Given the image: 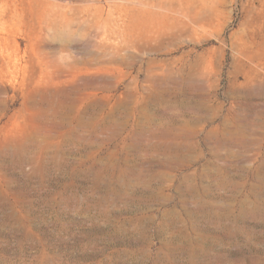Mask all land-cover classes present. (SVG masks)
Returning a JSON list of instances; mask_svg holds the SVG:
<instances>
[{"label": "rangeland", "instance_id": "rangeland-1", "mask_svg": "<svg viewBox=\"0 0 264 264\" xmlns=\"http://www.w3.org/2000/svg\"><path fill=\"white\" fill-rule=\"evenodd\" d=\"M0 264H264V0H0Z\"/></svg>", "mask_w": 264, "mask_h": 264}, {"label": "bare ground", "instance_id": "bare-ground-1", "mask_svg": "<svg viewBox=\"0 0 264 264\" xmlns=\"http://www.w3.org/2000/svg\"><path fill=\"white\" fill-rule=\"evenodd\" d=\"M141 2H142V1H141ZM140 10H141V9H140ZM148 10L150 11V9H148ZM146 11H147V10H145V12H146ZM149 11H148V12H149ZM137 13H142V14H144V13H143V12H141V11H140V12H137Z\"/></svg>", "mask_w": 264, "mask_h": 264}]
</instances>
